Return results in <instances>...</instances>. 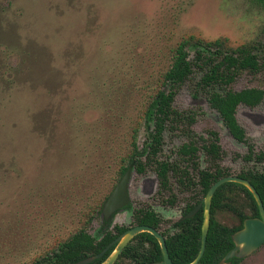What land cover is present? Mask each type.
Listing matches in <instances>:
<instances>
[{"label":"rangeland","instance_id":"obj_1","mask_svg":"<svg viewBox=\"0 0 264 264\" xmlns=\"http://www.w3.org/2000/svg\"><path fill=\"white\" fill-rule=\"evenodd\" d=\"M190 34L264 45V7L255 0H0V264H28L80 227L98 230L100 214L85 224L87 215L119 180L132 127L143 145L147 95L171 48ZM195 75L174 106L197 110L195 135L218 132L221 164L236 174L246 167L247 148L204 95H194ZM231 87L264 89V71L243 73ZM236 117L255 150H264V99L240 105ZM186 141L182 131H166L159 159L177 161ZM154 174V167L134 169L131 207L114 214L112 224L133 225L140 205L166 225L178 219L183 203L163 205L160 182L144 194ZM169 185L178 191L172 176ZM237 264H264V244Z\"/></svg>","mask_w":264,"mask_h":264},{"label":"trees","instance_id":"obj_2","mask_svg":"<svg viewBox=\"0 0 264 264\" xmlns=\"http://www.w3.org/2000/svg\"><path fill=\"white\" fill-rule=\"evenodd\" d=\"M264 7V0H255ZM264 71V45L259 40L232 46L226 37L204 39L194 34L182 37L171 48V61L158 76L145 101L142 119L145 140L138 144V127H132L126 156L116 172L120 179L128 165L137 173L144 174L148 167H154L160 182L159 193L167 196L161 199L165 206H175L182 201L178 219L167 225L157 211L147 205H140L132 212L133 225L146 224L159 230L165 238L169 256L174 264H188L199 251L203 208L191 217L183 216L201 202L209 187L219 178L231 175L228 167L221 164L223 150L218 132L207 130V137L197 136L191 130L198 112L194 109L179 110L174 106L175 98L183 85L194 82V95L203 94L209 107L217 111L223 125L247 150L241 155L246 167L235 175L249 180L257 190L264 207V150L256 151L254 143L239 124L236 113L240 105L250 108L264 99V89L231 86L243 73L256 75ZM178 129L187 136V141L178 148V160H160L164 145V133ZM199 152L205 157L206 166H201ZM128 163V164H127ZM174 178L176 189L170 188V177ZM114 187V186H113ZM184 194H187L184 196ZM180 195L182 197L180 198ZM107 195L104 197V199ZM103 199V200H104ZM101 200L85 224H89L102 208ZM129 203L126 208H130ZM114 215V214H113ZM259 216L258 206L250 190L237 182H224L215 190L210 208L204 253L198 264H216L233 247L231 233L241 228L244 218ZM128 226L112 224V217L100 222L95 233L87 226L80 227L66 239L50 247L28 264H74L103 250ZM112 245L99 258L87 264H99L112 251ZM161 249L156 238L149 232L136 234L124 247L113 264H146L161 260ZM241 258H231L230 264H237Z\"/></svg>","mask_w":264,"mask_h":264},{"label":"water","instance_id":"obj_3","mask_svg":"<svg viewBox=\"0 0 264 264\" xmlns=\"http://www.w3.org/2000/svg\"><path fill=\"white\" fill-rule=\"evenodd\" d=\"M215 112L219 120L222 122L219 113L217 111ZM224 127L226 128L227 132L231 135V137L234 138L231 132L229 131V129L226 126ZM133 163L134 160L128 165L126 171L123 173V175L117 181V183L115 184L109 195L104 200L100 212V222H102L103 220H108L111 217L113 218L114 216L113 214H116L118 211L127 209L126 206L130 203L129 182L134 171ZM230 181L240 183L246 186L250 190L258 206L259 216L244 218L241 228L231 233L233 247L229 249L225 253V255L220 259V261L217 262L216 264H230L229 260L231 258H241V259L245 258L246 256L255 252L260 246L264 244V207L257 190L246 178H243L235 174L223 176L217 179L209 187L204 197L202 198L201 202L195 205L191 210H189L183 216V218L191 217L200 209V207L203 208L200 248L195 258L188 264H198L200 258L202 257L206 245V237L210 223V208H211V200L213 194L218 186H220L224 182H230ZM158 182H159L158 176L157 174H154V176L150 179V181H148V186L145 188L144 194L145 195L152 194L157 189ZM141 232H149L156 238L162 254L161 260L148 262L146 264H174L169 256L165 238L162 235V233L156 228L146 224H136L129 226L126 230H124L116 238H114L99 253L83 258L75 262L74 264H87L92 260L101 257L107 251V249H109L112 245H114V248L108 254V256L99 263V264H113L118 258L119 254L124 249V247L126 246V244L136 234Z\"/></svg>","mask_w":264,"mask_h":264},{"label":"flooded vegetation","instance_id":"obj_4","mask_svg":"<svg viewBox=\"0 0 264 264\" xmlns=\"http://www.w3.org/2000/svg\"><path fill=\"white\" fill-rule=\"evenodd\" d=\"M181 214V213H180ZM179 218V217H178Z\"/></svg>","mask_w":264,"mask_h":264}]
</instances>
